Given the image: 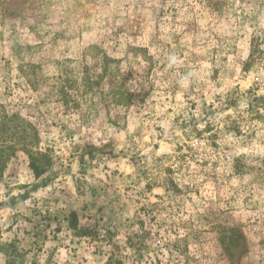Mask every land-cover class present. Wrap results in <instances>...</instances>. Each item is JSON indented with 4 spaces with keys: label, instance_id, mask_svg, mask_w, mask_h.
<instances>
[{
    "label": "rangeland",
    "instance_id": "1",
    "mask_svg": "<svg viewBox=\"0 0 264 264\" xmlns=\"http://www.w3.org/2000/svg\"><path fill=\"white\" fill-rule=\"evenodd\" d=\"M140 49L126 112L63 100ZM4 116L52 166L9 157L0 264H264V0H0Z\"/></svg>",
    "mask_w": 264,
    "mask_h": 264
},
{
    "label": "trees",
    "instance_id": "2",
    "mask_svg": "<svg viewBox=\"0 0 264 264\" xmlns=\"http://www.w3.org/2000/svg\"><path fill=\"white\" fill-rule=\"evenodd\" d=\"M141 59V60H138ZM138 60V62H137ZM142 62L144 68L148 71V74L153 78L154 59L148 55L145 49H140L138 54L132 56V59H125V64L122 61H116L109 59L106 56L101 57L97 68L98 73L91 72L92 70L86 66L82 69V77L80 81H68V86H63L61 89L62 98L65 102L70 101L72 106L78 107L79 98L82 95L90 92L101 95V103L104 107H112L114 110H121L126 112L130 107L136 103V98L139 93L132 85V82L128 81L127 75L130 77L132 74L134 63L138 64ZM124 71L126 74H124ZM147 75L146 78H149ZM151 81H148L150 85ZM76 97V98H73ZM68 106V105H67ZM15 116H4L2 123V130L0 137V175L3 172L6 163L16 151L20 149L28 158V166L35 178L43 176L52 166V158L45 151H41L38 148L39 136L35 128L31 124L17 125L14 128L13 136L9 123ZM3 136V137H2ZM69 225L73 230H77L78 234L82 236H90L86 230H80L78 228V218L75 212L70 213ZM89 234V235H88ZM112 259H109L107 264H110ZM116 264H121L119 261H115ZM114 262V264H115Z\"/></svg>",
    "mask_w": 264,
    "mask_h": 264
}]
</instances>
